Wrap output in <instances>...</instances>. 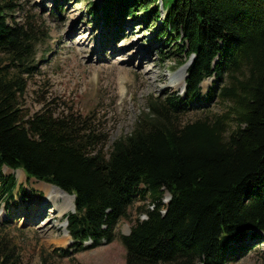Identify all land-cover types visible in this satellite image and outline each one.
Returning <instances> with one entry per match:
<instances>
[{
	"label": "trees",
	"instance_id": "obj_1",
	"mask_svg": "<svg viewBox=\"0 0 264 264\" xmlns=\"http://www.w3.org/2000/svg\"><path fill=\"white\" fill-rule=\"evenodd\" d=\"M12 5L0 0V194L10 197L15 186L6 167L73 195L65 214L71 242L41 251L39 264H59L55 257L79 264L75 252L109 243L136 195L150 203L118 235L124 264H224L262 241L264 0H88L109 34L139 16L163 57L173 54L177 65L191 54L182 93L148 94L130 132L106 149L88 116L23 112L19 98L46 32L9 22ZM214 96L220 111H204ZM0 264H21L2 228Z\"/></svg>",
	"mask_w": 264,
	"mask_h": 264
},
{
	"label": "rangeland",
	"instance_id": "obj_2",
	"mask_svg": "<svg viewBox=\"0 0 264 264\" xmlns=\"http://www.w3.org/2000/svg\"><path fill=\"white\" fill-rule=\"evenodd\" d=\"M12 4L6 10L9 22L27 20L31 27L46 32L35 45L34 67L19 98L24 113L49 108L56 113L88 116L102 132L106 149L112 139L130 132L148 94L182 90V67L187 59L183 66L176 65L173 54L163 57L149 21L139 16L126 18L114 35L109 34L112 27H105L99 17L87 11L88 0H12ZM210 83L211 76L203 78L200 91L204 93ZM221 107L222 102L215 96L202 104L203 110L211 113L219 112ZM199 112L188 111L185 118ZM1 171L13 176L15 186L10 197L0 194V228L16 245L21 264H39L41 251L67 249L64 216L71 210L60 216L52 212L47 195L51 190L45 186L48 184L21 176L19 169L2 167ZM167 196L162 194V203ZM56 202L65 203L59 197ZM149 203L147 196L136 195L127 208L130 217L116 222L113 239L76 252L75 261L124 264L125 250L118 235L127 232L135 217H143L137 214V208ZM41 204L44 210L32 216V208L36 206L34 213ZM261 237L262 241L249 251L224 264H264V233ZM55 261L73 264L66 257H55Z\"/></svg>",
	"mask_w": 264,
	"mask_h": 264
},
{
	"label": "bare ground",
	"instance_id": "obj_3",
	"mask_svg": "<svg viewBox=\"0 0 264 264\" xmlns=\"http://www.w3.org/2000/svg\"><path fill=\"white\" fill-rule=\"evenodd\" d=\"M185 64H187V62L185 63ZM184 64V65H185ZM183 65V66H184ZM185 68H186V65L184 66V67H182V74H181V80H180V85L183 87V80H184V75H185ZM19 174L22 176V174H21V172H19ZM46 184V183H45ZM48 189H50L51 190V192L50 191H48V193H47V195H48V197H49V205H50V207L52 208V212L53 213H55V212H57L58 213V215L60 216V215H62V213H64L65 211H67V210H71L72 209V197L70 196V195H68V194H66V193H64V192H62L61 190H59L58 188H56V187H54V186H52V185H50L49 186V184L48 185H45ZM54 193L55 192V195L53 194V195H51V196H49L51 193ZM58 197L59 198H62L63 200H64V202L66 203V201H67V203H66V205H65V203H57L56 202V200L58 199ZM50 198H52V199H50ZM51 203V204H50ZM45 204V203H44ZM44 204H41V206L40 207H38L37 208V211H35L34 213H33V211H34V209L36 208V206H34L33 208H32V213H30L32 216H34V215H38V213H40L41 211H43L44 210ZM39 206V205H38ZM29 209V208H28ZM65 240H66V236H65Z\"/></svg>",
	"mask_w": 264,
	"mask_h": 264
}]
</instances>
